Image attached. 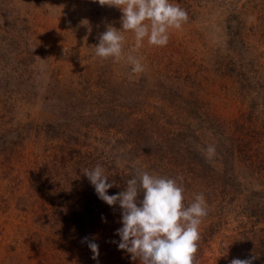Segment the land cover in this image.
Here are the masks:
<instances>
[{
	"label": "rangeland",
	"instance_id": "1",
	"mask_svg": "<svg viewBox=\"0 0 264 264\" xmlns=\"http://www.w3.org/2000/svg\"><path fill=\"white\" fill-rule=\"evenodd\" d=\"M172 2L187 22L164 47L145 39L133 75L93 48L118 8L0 0V264H140L84 175L98 164L108 195L139 171L175 179L185 206L202 193L198 264H264V0Z\"/></svg>",
	"mask_w": 264,
	"mask_h": 264
},
{
	"label": "clouds",
	"instance_id": "2",
	"mask_svg": "<svg viewBox=\"0 0 264 264\" xmlns=\"http://www.w3.org/2000/svg\"><path fill=\"white\" fill-rule=\"evenodd\" d=\"M96 2L101 6L118 8L122 18L121 30L109 26L99 36L98 45L93 47L95 55L102 60H124L131 65L133 75L145 71L141 58L133 54L143 47L144 40L147 39L149 46L164 47L169 42L170 31L182 29L188 20L187 12L172 0ZM129 31L134 33L135 43L125 55L123 33ZM204 151L209 159L216 154L213 145H208ZM84 175L100 200L110 207L119 204L122 227L116 233L120 237L118 250L131 254V259H138L140 264H198L199 226L207 215L202 193L196 194L194 202L185 206L184 188L175 179L139 171L136 177L127 181L124 191L108 195V190L114 185L107 182L108 176L101 165L85 169ZM141 193L143 199L138 200ZM81 242H87L92 259L96 260L98 244L88 241L87 237ZM230 264H252V259H233Z\"/></svg>",
	"mask_w": 264,
	"mask_h": 264
}]
</instances>
